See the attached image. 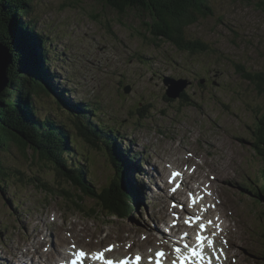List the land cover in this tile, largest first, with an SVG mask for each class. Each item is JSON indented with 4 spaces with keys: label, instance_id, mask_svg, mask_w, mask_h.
<instances>
[{
    "label": "rangeland",
    "instance_id": "obj_1",
    "mask_svg": "<svg viewBox=\"0 0 264 264\" xmlns=\"http://www.w3.org/2000/svg\"><path fill=\"white\" fill-rule=\"evenodd\" d=\"M29 1L31 13L22 20L35 23V32L43 29L49 45L48 61L41 58L38 66L65 100L60 104L51 91L53 98L39 95L36 107L67 122L72 115L92 113L84 120L99 129V121L105 130L113 128L119 135L118 149L129 161L126 176L137 190V208L126 218L101 214L95 197L87 195L78 207L61 188L79 190L32 150L24 152L13 143L0 151L5 171L0 264H47L43 253L57 261L61 258L53 252L54 242L67 241L69 247L71 238L90 250L117 242L127 247L142 236L138 241L144 250L158 244L159 237L169 243L177 228L166 234L160 221L171 219V198L163 193L165 182L162 185L155 168L150 170L152 165L168 175V163L195 167L187 190L203 183L223 211L229 231L221 240L227 264H264V207L255 195L264 162L256 154L254 136L264 116V90L238 71L242 65L264 73V0H209L208 14L186 28L189 39L210 44L205 52L182 50L155 37L144 25L150 19L136 9L120 14L100 0ZM9 17L7 11V21ZM166 77L191 82L186 88L191 104L167 96ZM66 103L76 105L75 111ZM75 141L73 160L90 170L97 193L116 188L121 175L107 147L89 143L78 130ZM180 194L176 197L185 198ZM80 226L89 233L77 236L80 230L74 228ZM145 232L154 233V241ZM61 235L66 239H59ZM128 251L132 249L123 253Z\"/></svg>",
    "mask_w": 264,
    "mask_h": 264
},
{
    "label": "trees",
    "instance_id": "obj_2",
    "mask_svg": "<svg viewBox=\"0 0 264 264\" xmlns=\"http://www.w3.org/2000/svg\"><path fill=\"white\" fill-rule=\"evenodd\" d=\"M100 1L120 14H125L129 9L141 11L143 16L150 19L144 21L150 32L157 38L162 37L163 40L174 43L179 49H189L192 52H205L211 49L207 42L201 39H189L186 33V28L196 23L201 14L202 16L208 14L206 9L211 7L209 0ZM32 7L29 0H0V40L7 44L13 54V62L9 67V86L2 93L0 100V151L8 149L13 143L24 152L32 150L33 154L46 162L57 176L64 178L71 187L79 190L73 193L64 187L61 188V192L68 196L72 203L80 207L84 195L92 196L95 197L97 204L96 211L101 209V214L130 217L131 208H137L135 204L137 190L129 184L126 176L129 162L125 159L123 151L118 149L119 135L114 129L105 130L100 121L98 126L102 129L90 120L85 121L84 118L91 116L92 113L72 115L69 118L70 122H67L53 119L36 107V98L39 95L46 94L47 97L53 98L51 91L56 93L46 79L47 72L38 66L41 58L44 62L48 61L49 45L43 34L44 31L39 29L35 32V23L29 21L24 24L22 20V16L31 13ZM7 11L11 16L9 21L5 18ZM34 45L37 49H33ZM238 71L245 78L256 80L259 87L264 90L263 72H251L242 65H238ZM56 95L61 100L59 103L63 105L65 103L63 95L60 93ZM179 99L191 104L186 89ZM66 104L75 111L76 105ZM80 104L83 108H88L85 102ZM76 130L82 133L89 143L99 146V142H102L107 147L108 154L121 175L116 188L112 186V190L98 194L90 170L81 165L79 160H73V156L76 155L73 148L76 145ZM255 133L256 154L264 162V116L260 118ZM4 176L3 162L0 159V188ZM260 177L261 185L256 186L258 191H255V195L262 199L258 202L264 207V165ZM43 185L47 186L45 183ZM92 211L96 213L95 209Z\"/></svg>",
    "mask_w": 264,
    "mask_h": 264
},
{
    "label": "snow or ice",
    "instance_id": "obj_3",
    "mask_svg": "<svg viewBox=\"0 0 264 264\" xmlns=\"http://www.w3.org/2000/svg\"><path fill=\"white\" fill-rule=\"evenodd\" d=\"M181 174L180 173H173V179H175L176 177H179ZM177 187H179V184H177ZM173 191H175V189H173ZM193 203H195V201L193 200ZM201 219V217H189L188 220L186 221V223H191L194 221H199ZM209 224H211L212 222L209 221ZM206 225L201 223L200 224V229L202 231L206 230ZM185 236H187L188 234L185 233ZM205 242H207L205 244ZM213 247L214 246V241L208 239V237L202 235V234H198L197 236V244L194 246H190L189 244H185L184 245V249H186L187 251L182 250L180 247H176L175 248V252L177 253V259H178V264H203V262L205 261V259H207L208 264H211V258L207 256V254L205 253L204 249L205 247ZM112 248H108L102 252H98L93 254L92 259L94 260H100L103 261L104 264H130V261L125 259V260H121V261H116V260H112V259H108L105 256V252H109L111 251ZM88 256V254L86 252H84L83 250H81L78 254H76V258L72 260V264H84V259ZM156 259H155V264H163V257L165 256V253L161 250L158 251L156 254ZM142 260V257L137 254L135 256V260L134 262H131V264H140V261ZM172 264H177V261L174 260L172 262Z\"/></svg>",
    "mask_w": 264,
    "mask_h": 264
},
{
    "label": "bare ground",
    "instance_id": "obj_4",
    "mask_svg": "<svg viewBox=\"0 0 264 264\" xmlns=\"http://www.w3.org/2000/svg\"><path fill=\"white\" fill-rule=\"evenodd\" d=\"M10 49V48H9ZM106 142V141H105ZM118 142V141H117ZM172 162V161H171ZM150 170H152V169H154L155 168V173H157L158 175L161 173L162 174V176L164 177H162V181L166 178V175L165 174H163V172H161L157 167H153L152 165H150ZM163 169V168H162ZM163 182H165V181H163ZM204 182H206V184H208V180H205ZM157 184V183H156ZM163 184V183H162ZM189 185V184H188ZM164 186H167V184H164ZM155 190V189H154ZM199 191H201L200 189L196 192V193H198ZM165 192V194H166V190L164 189V191H163V193ZM164 195V194H163ZM168 195V194H167ZM179 195H181V194H179ZM162 199V201H163V199H165V198H161ZM167 204V203H166ZM161 209H163V207L161 208ZM160 209V210H161ZM213 211H214V213L215 214H219V215H222L223 216V221H222V225H221V227H223L224 226V224H225V219H226V217H225V215L223 214V211L220 209V207L219 206H216L215 205V207L212 209ZM130 228H135V229H137V228H139V227H136V226H133V225H131L130 224V226H129ZM214 228H215V226H214ZM75 230H80V231H76V235L77 236H82V235H84V234H87V233H89V230H83V228H82V226H80V228H74ZM137 230H139V229H137ZM208 231H210V232H212L213 233V235L215 236V235H217L218 234V238L220 239V240H222V239H224V237H222V236H220L219 235V233L220 234H223L224 235V233H225V231L226 232H229L228 231V229H218V228H215V229H212V227L210 228V226H209V228H208ZM93 234V233H92ZM154 234V233H153ZM153 234H151V233H144L143 235H145L146 237H148V238H154L153 237ZM182 235H183V233L182 232H180V237H182ZM65 235H61L60 237H59V239H62V240H64V239H66V237H64ZM156 237H158L157 235H156ZM145 237L144 236H142V237H137V239L136 240H133L132 241V243L130 244V245H128L127 247H128V249L129 250H131V249H133V248H135L136 246H137V248H139V249H142L141 248V243L138 241V240H143ZM76 241H77V239L76 238H74ZM69 240V239H68ZM159 240V239H158ZM153 241H154V239H153ZM65 243H67V241L66 242H58V244L59 245H63V244H65ZM153 245H158L157 244V242L155 241L154 242V244ZM57 247V246H56ZM223 247H224V249H221V248H218V250H216V252L218 253V255H217V258H214L213 257V263H215V264H227V263H229L228 262V260L226 259L227 257H228V254L226 253V251H225V242L223 241ZM17 248V247H16ZM53 249H55V248H53ZM115 250H117V251H119L120 249L119 248H117V249H115ZM53 252H54V250H53ZM30 253V252H29ZM231 253V252H230ZM41 256L42 257H47V259H49V260H47V261H52V257H51V253H48V254H45V253H43V254H41ZM221 257V258H220ZM142 264H147V262H143Z\"/></svg>",
    "mask_w": 264,
    "mask_h": 264
},
{
    "label": "water",
    "instance_id": "obj_5",
    "mask_svg": "<svg viewBox=\"0 0 264 264\" xmlns=\"http://www.w3.org/2000/svg\"><path fill=\"white\" fill-rule=\"evenodd\" d=\"M13 62V54L7 44L0 40V100L2 93L9 86V67ZM165 84L167 85V96L173 99L179 98L181 93L191 83L185 78L166 77ZM204 82V81H202ZM130 87V86H128ZM126 88L130 92V88Z\"/></svg>",
    "mask_w": 264,
    "mask_h": 264
}]
</instances>
